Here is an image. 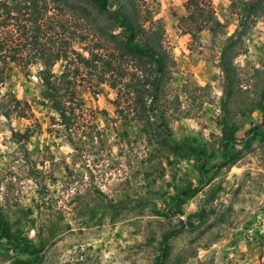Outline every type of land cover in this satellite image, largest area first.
I'll return each instance as SVG.
<instances>
[{
  "label": "rangeland",
  "instance_id": "1",
  "mask_svg": "<svg viewBox=\"0 0 264 264\" xmlns=\"http://www.w3.org/2000/svg\"><path fill=\"white\" fill-rule=\"evenodd\" d=\"M134 1L168 57L142 120L91 59L117 52L119 25L89 0H0V264H264V15L225 75L219 51L247 0H192L219 23L194 36L188 0ZM43 67L66 128L40 97ZM117 68L138 82L133 63Z\"/></svg>",
  "mask_w": 264,
  "mask_h": 264
},
{
  "label": "trees",
  "instance_id": "2",
  "mask_svg": "<svg viewBox=\"0 0 264 264\" xmlns=\"http://www.w3.org/2000/svg\"><path fill=\"white\" fill-rule=\"evenodd\" d=\"M89 1L98 13L106 15L109 21L116 23L124 31V37L119 41H116L114 35L107 34L110 43H116V53L106 52V56L102 55L100 57L91 55V59L96 58L92 61L101 62V74L104 72L107 74L115 72L117 74L109 78L108 83L112 90H116L115 106H119L118 100L120 94L124 93L126 90V92H130V94L134 93L136 95L134 101L132 97V102L129 105L134 108L133 110L135 113H138L137 119L142 120V116L139 115V113L150 112L154 114V105H156L158 95L161 93L166 71L168 69V57L162 48L160 27L155 25L150 19L140 20V9L134 0H113L114 4H111L112 6L115 5L113 11L109 9L111 8L109 0ZM185 10L186 14L180 18L185 33L194 36L195 33H199L203 30L211 32L214 27L219 26V23L213 19L210 13L204 12V9L199 7V5L192 0L186 2ZM263 15L264 0H247L242 4L237 18L236 29L231 35L224 39L223 45L219 51V66L221 70L225 72V75L227 74L229 64L228 59L235 52L241 40V36L247 32L254 19ZM99 31L104 33L102 29H99ZM123 60L133 63L140 69L139 75L129 78V81L135 79L139 84L138 82L133 84L132 81L131 83L120 82L119 78L122 77V74L119 73V71L117 72L116 69H119L117 68L118 61ZM88 61L87 59H83L85 64H87ZM37 77L41 85V99L57 114L60 124L66 128L69 122L68 117L70 110L64 98V92L61 91V88L53 81L49 69L45 67L41 68L38 71ZM117 86L118 89H116ZM143 93L145 95L144 97L150 98L148 103L143 100L141 96ZM154 118V122L158 125L160 123L159 117L156 116ZM154 122L146 118L145 125L156 130H165L163 125L155 127L156 125L153 124ZM13 135L16 134L13 133ZM208 172L209 169L202 170L203 176ZM192 192H194V190H192L191 193ZM177 232V230H174L164 236L162 256L165 254L164 250L167 241L177 234Z\"/></svg>",
  "mask_w": 264,
  "mask_h": 264
}]
</instances>
